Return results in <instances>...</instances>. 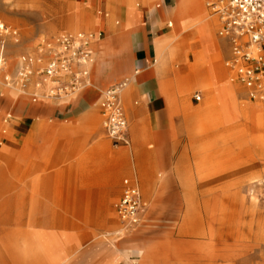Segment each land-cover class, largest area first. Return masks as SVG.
<instances>
[{"label": "rangeland", "instance_id": "obj_1", "mask_svg": "<svg viewBox=\"0 0 264 264\" xmlns=\"http://www.w3.org/2000/svg\"><path fill=\"white\" fill-rule=\"evenodd\" d=\"M116 0H0V21L12 26L18 33L14 36L6 37V62L4 69L11 72L12 81L6 79L7 71L3 72L0 82V93L5 96L13 91L18 97L19 105L14 109L12 117L8 118L9 130L13 137L8 141L7 138H0V146L8 145L9 150H13L11 159L14 164L21 158L27 150L30 143L29 133L33 130L36 123L44 122L58 127L69 128L70 143L66 147L59 146L47 153L43 159V164L47 166L48 172L52 173L51 185L43 184L41 191V222L46 224L47 231L57 233L58 235H68L69 247L82 242L78 252L71 254V260L83 259L85 264H107L112 251L120 250L117 256L119 264H138L155 239L161 244L164 243V237L169 229V221L176 212V208H183V216L180 217V223L173 229V237L178 243H190L195 241H207L204 236L191 235L180 232V225L186 212H190L201 223V228L207 229L209 226V210L215 203H224L228 207L235 204L240 206V201L236 199L223 198L228 193L235 191V186L222 187L221 181L212 183L210 177L201 176V164L198 159L189 152L186 161L188 166V179L192 183L187 189L177 184L173 188H168L157 204L154 213L152 225H143L144 218L150 210L157 191L159 190V181L161 176L170 172L174 176L173 168L176 166L179 158L188 146V140L184 135L182 119L176 118L174 122L176 128L175 137L169 138L171 130V120L169 115L157 114L151 110L143 111V107L150 108V104L144 105L143 94L147 88L141 87L131 82V77L116 80H130L128 86L122 93V100L128 116V136L129 143L123 141L116 142L104 128L102 120V104L104 91L99 90L101 97L95 99L93 91L90 94L79 96V93L85 89L87 77L81 81L79 86L61 96H52L47 89L49 85L55 83H45L42 80V74L39 73L41 66L52 60L56 55L54 42L64 33L85 32L93 37L92 27L90 29L79 28L71 30L66 23H61L60 18L70 16L77 9L79 3L85 4V13L92 17L103 16L106 21H113L115 26L121 25L126 19L127 8L124 3L115 2ZM137 6L144 10L139 19L140 25L132 30V40L134 49L139 50L154 48L158 33L163 32L171 34L170 20L176 9L175 0H163L162 18L156 19V11L145 8L142 0H136ZM223 0H207L206 12L209 18L218 22L216 33L224 44L223 49L215 50L213 61L203 62L199 70V76L204 80L208 78L209 69L212 64H222L227 70V79H232V85L243 86V89L237 91V104L244 111L252 105H262L264 100L252 99L248 96L246 86L238 81L236 71L227 65L232 56L230 42L220 34L222 30V19L215 11V5ZM120 22V23H118ZM186 33L179 39H171L169 47L175 48L177 55L185 60V69L187 72L193 71V64L197 60L205 61L206 44L202 40L191 43L189 47L184 45ZM91 57L86 66L74 68L72 75L66 76L65 82H72L74 74L93 65V59L96 53L90 48ZM33 58L34 73L25 82L19 80V72L23 66V57ZM202 57V58H200ZM155 58L158 54L155 51ZM151 64L154 58L148 55ZM138 63L139 59L136 60ZM178 65V64H177ZM74 66V65H73ZM80 75V74H79ZM172 76L174 73L172 72ZM226 78L224 80H226ZM115 82V83H116ZM114 84V83H113ZM132 88L128 97L124 92ZM83 87V88H82ZM206 89L207 86H205ZM82 88V89H81ZM209 90V89H208ZM30 93H28V92ZM200 94V100L196 95ZM214 95L206 92L204 88L193 91L186 97V101L193 104L210 103ZM33 98L37 101H33ZM67 105L62 101L71 99ZM40 103V104H38ZM218 108L222 103L218 101L215 104ZM139 119L145 129V141L137 144L132 135L133 120ZM97 121V123H95ZM17 125L25 126L27 130L18 129ZM64 135L57 136L56 140H61ZM165 140L163 164L154 159V153L157 150L159 140ZM105 141L106 153L102 152V157H97L91 149ZM9 143V144H8ZM261 149L263 153L259 154ZM209 150V148H208ZM90 151V152H89ZM215 151V149H214ZM89 155H85V153ZM89 152V153H88ZM143 153L142 162L147 169V190L145 192L141 183L139 173V153ZM213 162H208L205 173L211 171H223L227 165H242L253 159L261 162L264 169V120L260 126L258 122L251 125L247 130L240 133L239 136H232L228 141H222L218 151L215 153ZM99 161V162H98ZM119 165L123 170L117 175L116 190L109 191L108 177L97 175L95 172H104L106 165ZM8 163H5V168ZM12 170V169H11ZM12 173L9 172L10 181ZM264 177V176H263ZM132 180L138 186L145 203V209L140 214L139 222L134 226H129L123 222L117 213V204L122 194V186L125 180ZM18 181H15L17 183ZM28 190L29 187H27ZM9 191L0 192V216L3 212L2 200L10 196L7 206L10 211V218L6 224L0 219V264H30L26 263L17 255L15 250L20 243V238L16 234L18 230L17 215L19 208L23 207L24 198L23 183L15 184ZM259 201L264 204V182L258 189ZM175 192V194L173 193ZM86 194L84 197L83 195ZM29 201V200H28ZM249 205V204H248ZM30 203L27 208L29 209ZM250 206V205H249ZM6 208V207H5ZM251 217L248 216V220ZM264 219L261 215L257 220ZM67 224V225H66ZM136 229V230H134ZM257 230V229H256ZM248 238L243 242L244 253L247 259H254L255 264H264V239L257 233L250 234L247 230ZM264 233V232H263ZM263 253V254H261Z\"/></svg>", "mask_w": 264, "mask_h": 264}, {"label": "bare ground", "instance_id": "obj_2", "mask_svg": "<svg viewBox=\"0 0 264 264\" xmlns=\"http://www.w3.org/2000/svg\"><path fill=\"white\" fill-rule=\"evenodd\" d=\"M175 1L176 9L170 20L171 34L158 33L155 42L158 58L153 60L149 69L162 89L163 97L150 106L165 105L168 107L172 124L169 138L175 137L176 128L173 121L180 116L188 146L173 168L174 176L170 172L161 176L160 188L144 218L143 225L149 226L153 221L155 222L153 216L157 204L168 188L179 184L187 189L192 185L188 179V166L183 162L186 161L189 152L203 166L200 171L201 176L210 177L212 183L221 181L222 187L235 186V191L228 193L229 195L223 198L236 199L240 201V206L235 204L233 207H228L220 201L212 205L209 210L207 229L201 228L200 221L192 213L186 212L180 225V232L191 235L200 234L208 240L184 244L178 243L173 237V229L180 223V217L183 216V208H176L175 214L168 222L169 229L164 237V243L161 244L155 239L137 262L138 264H255L256 260L247 259L243 254V242L248 238L246 230L250 234L257 233L261 242L264 239V219L257 220L258 217L264 215V204L259 201L257 194L261 183L264 182L262 164L253 159L242 165H227L223 171H211L208 174L205 173L207 168L205 164L213 162L222 141H228L232 136L243 134V131L254 125L255 122H258L260 126L263 125L264 104L252 105L242 111L237 104L236 95L239 89H243V86L231 84L232 79L226 78L227 70L222 64H212L207 79L204 80L199 76L202 63L213 61L215 50L220 48L224 50V44L216 33L219 24L207 15L205 5L207 0ZM115 2L124 3L127 8L126 19L119 26H115L113 21H106L103 16L94 18L86 14L84 11L86 6L82 3L76 5L77 9L73 14L59 19L61 23L68 24L71 30L92 27L93 37L90 48L96 53V58L93 59V65H88L87 82L83 85L85 89L79 93V96L95 91L93 97L99 99L101 97L99 90L105 89L116 80L132 77L136 73L135 65L139 53L134 49L132 30L140 25L139 19L144 10L137 6L136 0H116ZM142 2L145 8L156 11L162 7L163 0H142ZM155 14L156 19L162 18L161 9ZM186 33H190L189 37L184 39L186 47L198 40H202L207 46L205 61L199 60L197 54V60L192 65V72H187L185 69L186 59L179 58L176 49L169 47V41L172 38L179 39ZM2 70L4 71V69ZM146 72L147 70H142L136 75L134 79L137 81V85L141 84ZM172 72L174 76H172ZM2 77L3 72L0 71V82L7 84L2 81ZM225 78L226 80H224ZM132 88L133 86L125 90V96L128 97V94H131ZM199 88H204L206 92L209 91L214 95L210 103L193 104L186 101V97ZM142 97L146 99L145 92ZM33 101L36 102L37 99L33 98ZM71 101L72 98L62 101V104L67 105ZM218 101L222 103L221 108L215 105ZM18 105L19 101L15 92L12 91L8 96L0 93V138L5 137L9 141L13 137V133L9 130L8 118L12 117L14 112L12 108H16ZM17 128L27 130L25 126L21 125H17ZM144 131L142 122L139 119L133 120L132 135L137 144H142L145 141ZM70 134L71 131L68 127L54 126L45 123V121L36 123L28 136L30 143L26 153L14 164H11L13 150H9L8 145L0 146V192L10 191V188L15 184L23 183L24 198L22 203L24 205L18 211L16 233L20 238V243L15 250L18 257L26 263L85 264L83 259L73 262L70 257L71 254L80 250L82 242L69 247L68 235L51 233L47 231V225L41 222L42 198L40 195L42 186L43 184L51 185L50 176L52 175L50 172L47 173L48 168L43 164V159L48 152L59 146L64 144L67 147L70 143ZM61 135L65 137L55 141L56 137ZM106 144L105 141H101L91 151L95 152L98 158L102 157V152L106 153ZM165 147V140H159L154 159L160 164H163ZM261 153H263L262 149L259 154ZM86 155L89 154L86 152L84 156ZM143 157V153H139V173L143 188L146 193H149L145 187L147 169L142 163L146 162V158L143 159ZM5 163H8V168H5ZM122 170L119 165L110 164L106 165L104 172L96 171L95 173L102 175L103 178L107 175L109 191L112 192L116 190V178ZM9 172L13 174H11L12 181L9 179ZM15 181L18 182L15 183ZM173 193L175 194V192ZM83 196L85 197L86 194ZM10 200L9 196L6 199L3 198L1 202L3 212L0 219L3 224H6L10 218V211L7 208ZM28 203L31 205L29 209L27 208ZM248 216L251 217L249 220ZM119 253L118 249L112 251L107 264H119L117 261Z\"/></svg>", "mask_w": 264, "mask_h": 264}, {"label": "built area", "instance_id": "obj_3", "mask_svg": "<svg viewBox=\"0 0 264 264\" xmlns=\"http://www.w3.org/2000/svg\"><path fill=\"white\" fill-rule=\"evenodd\" d=\"M216 12L222 19L220 34L231 44L232 56L227 65L236 71L238 81L242 82L252 99L264 100V0H223L215 5ZM18 33L12 26L0 21V69L6 62V37ZM92 35L85 32H69L60 35L54 42L56 55L41 66L43 82H53L48 90L52 96H61L75 89L88 70L83 68L74 74L72 82L63 78L73 76L75 66H86L91 57L90 43ZM19 80L25 82L34 73L33 58L24 56ZM74 65V66H73ZM4 69V68H3ZM6 79L12 81L8 69ZM130 80L116 82L104 91L102 120L105 130L116 142L129 143L128 118L122 100V93ZM197 100L201 95L195 96ZM145 209L139 186L125 180L120 200L117 204L119 218L129 226L139 222L140 214Z\"/></svg>", "mask_w": 264, "mask_h": 264}, {"label": "crops", "instance_id": "obj_4", "mask_svg": "<svg viewBox=\"0 0 264 264\" xmlns=\"http://www.w3.org/2000/svg\"><path fill=\"white\" fill-rule=\"evenodd\" d=\"M138 53H139V57L137 59H139V61L135 65L136 73L134 76L131 77L130 83L134 82L137 84V81L134 79L136 75L142 70H147L143 78V81L141 82V84H138L141 87L147 88L146 99L143 98L144 105L146 106L148 104H152V103H155L161 100L163 97L162 89L159 87L156 78L152 75L151 71L149 70L152 64L150 60L148 59V55L155 59V44H154V48L146 47L144 49L139 50ZM148 109L157 114L169 115L168 107H166L165 105L158 106V107H150V108L143 107L141 110L146 111ZM130 181L132 183H135L132 180ZM123 186H124V183H123ZM123 186H122V189H123Z\"/></svg>", "mask_w": 264, "mask_h": 264}]
</instances>
